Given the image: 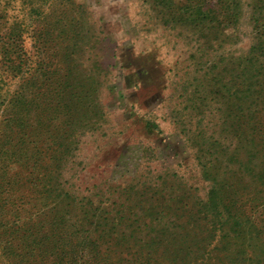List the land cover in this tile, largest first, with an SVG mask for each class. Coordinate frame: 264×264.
<instances>
[{
  "label": "rangeland",
  "instance_id": "obj_1",
  "mask_svg": "<svg viewBox=\"0 0 264 264\" xmlns=\"http://www.w3.org/2000/svg\"><path fill=\"white\" fill-rule=\"evenodd\" d=\"M76 1L84 7L86 34L79 41L72 64L78 68L75 70L90 71L100 81L99 128L91 134L82 125L80 131L86 135L81 149L67 150L63 164L68 166L62 176L57 162L48 159L47 146L56 145L47 138L59 133L47 118L59 100L60 70L68 66L63 65L55 44L54 50L42 54H47L51 67L39 74L38 87L29 83L24 86L26 95L30 90L35 94L30 96L33 101L7 105L22 88V81L3 65L2 56H12L19 44L24 58L40 60L30 30H25L23 42L9 38L7 31L15 20L33 28L40 24L28 3L0 0V43H14L6 54H1L4 49L0 48V168L12 163L9 157L18 149L15 143L22 120L35 132L41 129L37 141L28 147L30 155L38 151L44 158L30 166L32 176H43L52 194L59 180L66 181V186L76 184L78 196L89 194L100 207L102 200L110 199L109 207L102 211L103 216H113L107 225V233L113 232L107 245L114 242L116 231L124 240L115 248L124 258L113 255L112 263L132 261L131 255L123 252L125 247L134 250L155 242L159 251L167 253L176 246L194 250L202 244L212 227L207 217L215 199L211 192L214 175L228 184L236 200H221L220 194L216 198L223 212L224 202L231 204L225 227L226 233L232 227L235 232L227 240L239 247L251 243L263 250L264 179L258 177L264 168V136L254 131L253 124L254 110L263 105L249 97L251 91L237 92L247 90L253 82L247 78L252 74L240 58L252 45L249 18H242L238 33L229 29L220 37L218 0H174L170 7L160 0ZM191 3L201 13L195 20L184 14L185 5ZM210 9L213 12L209 13ZM208 13L211 19H203ZM44 25L42 22L41 27ZM224 37L231 38L223 43ZM73 82L90 84L75 77ZM42 94L44 101L37 107L34 98ZM90 104L84 102L81 114L78 108L77 114L91 117ZM74 107L77 104L73 101ZM5 118L13 119L10 127H6ZM56 124L59 126L58 121ZM43 127L52 129L48 132ZM6 131L11 137L6 138L10 143L7 151L3 137ZM47 163L48 173L40 174ZM14 170L10 169L8 176L12 173V179L19 180L18 189L32 195L22 187L30 179L23 178L27 171L17 174L19 165ZM21 194L11 190L10 203L18 202ZM10 203L1 210L0 224L11 219ZM5 237L1 230L0 264H7L1 243ZM254 256L264 259L262 254Z\"/></svg>",
  "mask_w": 264,
  "mask_h": 264
},
{
  "label": "trees",
  "instance_id": "obj_2",
  "mask_svg": "<svg viewBox=\"0 0 264 264\" xmlns=\"http://www.w3.org/2000/svg\"><path fill=\"white\" fill-rule=\"evenodd\" d=\"M21 1L31 5V13L35 15V19H38L37 22L40 25L33 28V25L29 26L23 21L15 20L8 29L7 35L11 39L14 38L18 39V42H23L25 30H30L35 43L34 48L37 55L40 56V60L35 62L30 58H24V50L19 44L16 45L18 50H14L12 56L11 54L2 56L3 65L10 73L12 71L16 77L19 76L22 81V88L16 95L12 96L7 105L13 102L17 106L26 103L28 100L33 101L30 96L34 97L35 94L30 90L27 97L24 86L29 83L38 87L39 74L49 71L51 67L47 54L44 57L42 54L46 53L48 49L54 50L55 44H58V55L63 59V65L68 67L60 70V86L62 87L59 90V100L57 107L54 108L53 113L50 112L51 116L47 118L54 123L53 130L56 129L59 133V135L50 134L48 136L47 142H52V145H56V147L47 146V155L49 160L57 162V168H61L62 176H65L64 168L68 165L63 163L67 150L69 153L72 150L81 149L83 137L86 135L80 131L83 124L87 126L89 132H92L91 134L99 128L96 118L99 114L98 109L102 108L100 106L102 101L100 102L98 96L100 81L90 71L75 70L78 68L72 64V60L76 59L74 54L80 48L79 41L86 34L82 19L84 7L76 0ZM172 1L174 0H160L168 7L172 5ZM207 6L210 7L209 3ZM198 10L199 7L196 9L191 3L185 5L184 14L187 15V19L195 20L201 14ZM211 12L213 9H210L209 13ZM209 13L203 14V19H211ZM216 13L220 37L224 36L229 29H233L235 34L238 33L242 18L245 15L249 18L252 45L247 54L240 56V58L252 74L247 78L253 79V82L248 84L247 90L238 89L237 92L251 91L249 97L253 96L252 100L256 104L263 105L262 109L254 110L253 124L254 131L258 130L264 136V114H261V111H264V0H218ZM42 22H45L43 27H41ZM231 37L222 38L223 43ZM10 42L2 45L0 43V48L4 49L1 54L10 52L14 44L13 41ZM241 64L242 62H240ZM28 69L34 70L27 71ZM74 77L80 81L81 79L88 81L90 84L85 86L80 83L77 85L73 82ZM34 99L38 107L44 101L43 94ZM73 101L77 107L73 108ZM88 101L91 103L92 116L89 117L88 113L86 116L85 114L79 116L77 108L79 112L82 104ZM256 108H258L257 105ZM79 114L81 113L79 112ZM15 119L17 118L14 115ZM4 121L6 127H10L13 119L5 118ZM22 121L18 125L21 127V132L15 143V146L18 145V149L12 152L11 155L14 156L9 157L12 163L5 168H0V213L3 207L10 203L9 192L11 190L16 189L22 193L19 195L18 202L9 204L11 205V219L0 224V231L2 230V233L7 235L1 240L4 251L8 252L3 253L6 256L7 264H122L111 262L113 255L121 257V253H117L115 248L116 245L124 243L122 233L119 234L116 231L114 242L107 245L108 236L112 237L113 234V232L107 233V225L113 216H103L102 211L109 207L110 199L106 197L105 201L102 200V207H100L97 199L95 201L89 199V194L78 196L74 189L76 184L66 186V181L59 180L55 185V194H52V188L49 183H44V177L36 174L32 176L33 172H30L31 165H37L44 161L41 153L37 151L34 155H30L28 150V147L37 141L41 129L40 132H35L26 125L25 120ZM56 121L59 122V126H57ZM43 128H47L48 132L52 129ZM7 133L8 131L3 136L6 151L10 145L6 140L11 139ZM22 150L24 151L22 152ZM5 155L4 157L7 158L8 155ZM3 163L5 164L6 161ZM16 165H19L21 169V171H17V174L22 175L23 172L27 171L28 174L23 175V178L29 176L30 179L22 187L24 190L27 188L32 191V195H25V191L18 189L19 180L15 177L12 179V173L8 176L11 172L10 169L13 171ZM48 168L47 163L44 172H40V174H47L46 169L48 170ZM261 175L258 178L264 179V168ZM212 179L215 184L211 192L215 199H212L207 217L212 223V227L208 229L204 242L194 250L192 248L190 250L189 248L185 249L186 247L181 245L171 248L167 253L159 251V244L155 242L149 246H138L134 250L131 247H125L123 252L130 254V259H132L129 264H264V259L254 256L256 254L258 256L264 255V242H262L263 250H258L257 246L251 243L239 247L234 245L232 240H227L235 232V228L232 227L230 233H226L225 227L228 218L231 217V204L224 202L225 211L223 212L218 207L216 198L220 194L218 196L221 200L229 198L233 201L236 200L234 195L228 191L227 183L222 184L215 175ZM41 184L42 186L39 187ZM114 222L117 223V221ZM14 240L18 242H14ZM206 241L210 244L205 245ZM151 248H154V252ZM188 251H190L188 258L185 259ZM123 258L121 257V259Z\"/></svg>",
  "mask_w": 264,
  "mask_h": 264
}]
</instances>
